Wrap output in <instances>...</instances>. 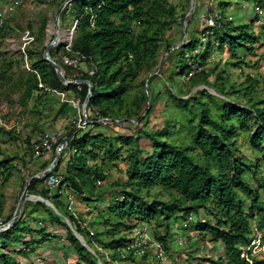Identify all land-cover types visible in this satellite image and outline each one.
<instances>
[{
	"label": "trees",
	"instance_id": "16d2710c",
	"mask_svg": "<svg viewBox=\"0 0 264 264\" xmlns=\"http://www.w3.org/2000/svg\"><path fill=\"white\" fill-rule=\"evenodd\" d=\"M253 1L264 8V0ZM60 3L61 1L56 4L57 7ZM225 4L220 2L218 5ZM220 13L222 27L214 29V35L197 60L205 67L216 46L220 51L225 48L229 51L230 66L239 69L244 66L256 68L257 64L246 60L247 54L257 57L259 48L264 47L261 35L254 28L255 21L242 20L234 24L231 18H227L222 11ZM67 14L74 17L73 22L77 21L72 51L86 58L90 57L91 60L83 61L89 67L91 62L97 67L95 75H89L87 71H76L78 74L71 78L89 80L92 83L93 92L87 106L110 116L123 111L129 117L127 119H133L139 124L142 119L148 120L160 102L163 106L159 113L163 116L162 127H138L137 134L135 131L132 134H118L113 130L108 135L86 132L71 140L70 145L76 147V153L65 163L62 171L59 172L63 157L53 169L54 173L59 172L61 183L69 182L78 192L85 193L84 197H78L80 201L93 200L91 193L97 187L95 181H102L105 174L102 166L90 164V161L97 159V152L102 150L103 158L113 163L119 158L122 149L127 147L126 179L113 192L111 202L105 209L98 210L90 223L81 218L77 199L76 211L81 222L86 221L89 228L102 225L103 229L96 228L90 236L89 231L63 206L57 192L48 196V189L44 185L45 177L31 180L29 192L50 200L61 214V210L65 214L59 216L51 208H46L49 209L48 219L34 217L33 220H48L49 227L56 224L65 229L66 240L73 247L75 255L73 264H97V259L102 264H107L105 255L96 246L108 252L112 264H142L146 263V256L138 258L131 251H126L124 258H121V249L126 247L136 227L142 223L150 225L153 221L155 228L152 235L167 249L170 242L169 226H166V232H161L165 221L172 218L175 221L178 218L187 219L189 214L197 216L205 209L212 216L213 222L196 220L192 226L199 232L201 241L209 236L210 242L222 244L223 260L219 259L215 263L264 264V259L248 263L240 258V247L248 243L252 234V221L264 228V177L261 174L264 171V99L249 97V103L244 106L227 101V95L238 90L231 85L232 90L227 91L225 78H221L219 74L212 83L209 82L210 74L204 70L187 80L190 89L204 85L187 97V93L181 88H177V93L166 84L164 96L159 92L151 93L150 83L159 78L157 75L149 77L147 82L145 79L136 83L143 71L153 72L158 64L162 43H165L168 52L167 59L170 58L175 65L176 76L184 77L190 70L191 66L184 55L192 53L200 41L189 38L188 43L179 47L185 49L179 60L171 57L176 49L170 52L174 43L167 41L166 33L174 23L182 22L184 16L177 17L176 7L169 0H73L61 11L60 23ZM92 16L93 27L90 22ZM1 23L6 25V21ZM46 23V18H43L34 39L40 46L27 51L31 64L30 70L22 72L23 93L30 97L38 91L46 92L45 88L66 90L78 96L82 103L87 94V86L80 84L65 87L54 68L43 59ZM64 53L66 51L62 44L50 50L51 58L63 68L64 76L70 79L71 67L65 66L61 61ZM34 54L38 57L35 58ZM169 76L172 78L173 74ZM255 83L256 78L247 75L244 96H249L254 91ZM136 84L141 87L146 85V91L132 92ZM207 86L217 90L225 99L216 103L214 98H220L208 93ZM170 101L172 104L169 109ZM69 109L72 111L71 107ZM251 120L258 123L254 132L250 129ZM238 137L247 141L255 152L257 157L254 160L240 154ZM9 161L8 158L0 160L2 173H7L4 181L10 178L12 166ZM156 187L167 190L169 199L153 198L148 201L143 197V193L148 196L149 191ZM29 198L37 200L38 196ZM33 205V211H37L39 205L45 207L39 202ZM29 206L30 203L25 202L16 224L0 233V264H20L17 256L26 254V250L15 247L39 244L52 238L53 235L47 232L46 227L35 229L26 224ZM133 217L136 220L130 222ZM64 218L84 237L97 256L78 241ZM121 227L129 234H121ZM25 233L30 236L36 234L40 239L28 242L25 240Z\"/></svg>",
	"mask_w": 264,
	"mask_h": 264
},
{
	"label": "rangeland",
	"instance_id": "374dc122",
	"mask_svg": "<svg viewBox=\"0 0 264 264\" xmlns=\"http://www.w3.org/2000/svg\"><path fill=\"white\" fill-rule=\"evenodd\" d=\"M60 1L61 3L63 2V0H0V8L4 7L8 3H12L14 6V12L3 19V22L6 21V25L4 26V23H0V160L8 158L10 160L9 165L12 166L9 171L10 178L8 181H4V176L7 173H2V170L0 169V224L6 223L11 218L17 201L22 193L25 180L33 174L42 172L47 167L46 164L49 165L56 154L57 146L52 149L49 156L47 155V159H34L30 149L33 132L36 130L46 131L56 134L59 138L68 137L72 132V134H77L75 129L71 128L67 123V116L71 113L68 105L60 102L59 98L54 93L47 91H38L30 97H27L23 93L24 84L21 82L24 78L22 72L25 70L27 71L25 58L28 66L31 64L30 60L27 58V51L35 46H40L34 39L43 18H46L47 20L46 39L44 43L46 44V42L49 41V37L53 36L52 21L54 13L58 8L56 4ZM169 2L176 7L177 17H185L189 10L190 0H169ZM220 2L226 3L225 6L218 5ZM209 6L217 9L218 11H222L227 18H231L234 24H238L242 20H256L253 11L255 2L253 0H195L194 14L193 17H191L192 20L190 25H187L188 29L186 36L188 38L193 40L199 39V14L201 15ZM73 18L74 17L72 15L67 14L65 20L61 23L59 22V26L62 29L59 32L60 38L65 35L66 30L71 28ZM28 24H31V26L29 27ZM182 26L183 21H177L173 24L172 29L166 33L167 41L174 43L173 46H176V51L171 53V57H175L176 60H179L181 53L185 50L184 48H179L185 41V34ZM254 28L260 29V25L255 24ZM27 36L33 37V40L29 43L25 39ZM213 50L214 51L209 58L208 64L203 69L210 74L208 78L209 82L212 83L219 74L221 78H225V89L227 91L232 90L231 85L238 90L237 92H231L228 94L226 97L227 99H225L221 97V94L217 92V90L207 86L208 93L220 98L217 99L213 97L216 99V103L219 104L221 99H225L233 103H238L240 106H244L249 103V97L253 96L257 100L264 99V72L259 71L258 65L254 69L246 66L241 69L238 67H232L229 64L231 61L230 53L226 48L223 51H220L216 48V46H214ZM166 53L165 43H162L158 56V64L153 68V72L143 71L137 78L136 83L145 79L147 81L149 77L153 76L151 74L157 71L160 60L163 59L160 70L156 74L159 78L152 80L150 83L151 93L159 92L161 93V96H164V87L166 84V86L172 87L177 93L179 92L177 88H181L184 93H187V97L193 94L196 89L204 87V85H200L196 88L194 87L190 89L189 81L185 80L183 77L175 75V65L172 64L173 61H171L170 58L167 59L168 54ZM257 54V57L247 54L246 60L251 63L258 64L259 57L264 54V47L259 48ZM34 55L35 58L38 57V55ZM89 68L90 67L86 62H82L81 70L79 71L86 72ZM69 73L70 79L78 74L76 71L71 69L69 70ZM170 74H173L172 78L169 76ZM247 75L254 76L256 78V83L254 84V91L251 92L249 96H244V89L247 86ZM163 78H165L167 82L164 81ZM138 90L146 91V85L145 87H141L136 84L132 92ZM70 95L78 98L75 94L70 93ZM171 104L172 101L169 102V109ZM156 107L157 110L153 111V114L148 118V120L142 119L137 128L134 127L132 130L124 133L132 134L135 131L134 133L137 134L138 131L136 130L138 127L148 129L155 126L161 128L163 116L159 113L162 112L163 106L160 102H158ZM111 115L124 119L129 118L123 111ZM20 116L23 118L21 125L18 124V118ZM257 126L258 123L254 120L250 121V129L252 132L255 131ZM95 132H102L108 135L113 131L104 127H98V130ZM237 141L239 142L238 148L240 149L241 155L251 160H254L257 157L247 141L245 142L239 137L237 138ZM97 154V159L90 161V164L102 166L105 178L102 180L101 184L97 185V187H95L92 191L91 195L93 200L80 201L78 199V211L82 215L81 218L87 222L89 221V223L94 220L98 210L106 208L113 198V192L118 189L119 185L126 179V174L119 169V166H127V147L122 149L119 158L113 163L107 162L103 158L102 150H99ZM68 159V157H64L62 163H65ZM64 163L62 165H65ZM261 174L264 177V171H262ZM29 194L38 195L35 192H29ZM143 197L148 201H151L153 198L168 200L170 195L167 190L156 187L149 191L148 196L146 193H143ZM30 199L31 200L26 202H29L31 207H34L33 204L35 202H39L32 198ZM39 203L44 204L42 202ZM63 206L65 207L64 203ZM37 207V211L34 212L35 214H33L31 219H27V221H32V226L35 225L36 228H38L37 222L41 219H37L38 221L35 222L33 220L34 217L38 218L42 215L43 218L48 219L49 216V209L46 210V208L49 207L46 205L45 207L42 205ZM61 212L64 216L65 212L63 210H61ZM28 215L29 214H27L26 217H28ZM196 217L198 218L197 220L200 221L210 220L213 222L212 216L205 209L201 210ZM135 220L136 217H133L130 219V222H134ZM183 221L184 220L181 218H178L176 221L172 218L170 221H165L164 226L161 228V232H166V226H169L170 236H168V240L170 242L166 249L167 257L170 258L174 264H201V260L196 257L192 258L194 257L192 255H199L204 252V242L210 243V245L206 243L207 246L209 245L210 247L215 244L220 245L221 243L210 242L209 236L205 238L204 242H202L203 240H200L199 236H186V238H184L187 242L191 241L194 237H197L199 240L198 249L193 250V254L189 253L185 258L182 256L176 257L177 251H182L184 246L178 247L177 245H174V240L178 237L186 235L187 233V228L182 227ZM43 222L46 223L45 227L47 229L51 228L48 226V220H44ZM193 224L194 223H191L189 225ZM178 226L180 228H178ZM149 227H151V230L155 228L153 221L150 222ZM56 228H58L59 234L57 236H52V238L39 244H31L30 246L18 245V247H15L16 249L20 248L23 250L24 248L26 250V254L24 253L17 256L20 264L38 262L40 258L43 259V256H46L48 253L49 255H54V257L58 260L55 264H73L75 255L73 247L66 240V231L61 225H58ZM96 228L103 229L104 226H91L90 229L95 231ZM47 232L51 234L50 231ZM120 232L121 234H129V232L125 231L123 227H121ZM39 239V236H33V234L28 236L27 233H25V240L28 242H31V240L37 242ZM172 241L173 243H171ZM173 247H177V249H173ZM186 248L191 249L192 247L188 244ZM223 255V253L219 254L218 260H223ZM122 264L127 263L123 262ZM221 264H225L224 261H221Z\"/></svg>",
	"mask_w": 264,
	"mask_h": 264
},
{
	"label": "built area",
	"instance_id": "2783aa9c",
	"mask_svg": "<svg viewBox=\"0 0 264 264\" xmlns=\"http://www.w3.org/2000/svg\"><path fill=\"white\" fill-rule=\"evenodd\" d=\"M253 11L256 19L255 24L260 25V29L256 28V32L261 35L262 42L264 43V8L258 3H255ZM13 12L14 6L12 3H8L4 7L0 8V23L6 16L11 15ZM93 20L94 16L90 18L92 27ZM220 20V11L211 6L206 8L201 15L199 14L200 27L198 31L200 32V43L195 47L192 53H185L184 55L186 62L191 66L189 72L183 77L185 80H188L191 76L204 69V66L199 63L197 58L203 52L207 42L214 35V29L216 27H222ZM76 25L77 21H74L71 28L66 30L65 35L60 38L57 45L62 44L66 51V53L61 55L62 63L65 66L71 67L74 71H79L81 70L82 62H84L83 60H91V58H86L72 51V34L75 32ZM184 38V44L190 41L186 35ZM25 39L29 43L33 40V37L27 36ZM25 63L27 70H30L26 58ZM257 65L259 71L264 72V54L259 57ZM87 73L89 75H95L97 73V67L93 62H91V67L87 70ZM40 86L42 87V84H40ZM45 90L54 93L59 98L60 102L72 108L71 113L67 116V123L71 128L75 129L77 134H72L70 137L59 138L54 133L40 130L34 131L30 145L32 157L34 159H46L52 149L61 142H63L61 156L63 158L68 157L70 159L76 153V147L74 145H70V142L74 137L81 136L86 132H95L98 130V127H104L118 133H124L132 130L138 124V122L133 119H124L103 114L96 108H89L87 106L86 109H83V102L81 103L79 98L72 97L66 90H50L48 88H45ZM22 122L23 118L20 116L18 118V124L21 125ZM63 167L64 165H62L59 172L62 171ZM119 169L126 174V166H119ZM59 172L54 173L52 170L45 176L44 185L48 189V196L51 197L55 192H57L60 195L59 199L65 204V208L73 215L82 227L89 231L90 236L93 235V231L89 228L88 223L86 221L81 222V218L76 211L77 199L78 197H84L85 193L78 192V190L69 182L61 183ZM101 182L102 181L99 179L95 181L96 185H100ZM57 188L59 189L57 190ZM183 220L182 227H186L195 222L197 217L194 214H189L187 219ZM37 226L38 228H42L46 226V223L40 220L37 222ZM149 226L150 225L147 223H142L132 231L129 238L130 240L127 242L126 247L121 249L123 252H121V258H124V253L126 251H131L138 258L146 256V262H149V264H174L171 259L167 257V250L165 249L164 244L153 237L152 230L150 229L151 227ZM251 232L252 234L248 243L240 247V258L244 259L248 263H252L256 259H264V228H260L255 221H252ZM174 245H177L178 247H185L187 245V240L182 236L178 237L174 240ZM96 249L105 255L107 264H112L108 252L103 251L98 246H96ZM175 249H177V247H175ZM28 264L33 263L29 262Z\"/></svg>",
	"mask_w": 264,
	"mask_h": 264
},
{
	"label": "water",
	"instance_id": "95a60500",
	"mask_svg": "<svg viewBox=\"0 0 264 264\" xmlns=\"http://www.w3.org/2000/svg\"><path fill=\"white\" fill-rule=\"evenodd\" d=\"M72 1L73 0H63V2L58 6L57 10L54 13L53 21H52L53 36L52 37H49V41L46 42V46H45L44 51H43V59L46 62H48L54 68V71H55L58 79L60 80V82L65 87H68L69 85H77V84H85L87 86V88H88L87 94H86V97H85V99H84V101L82 103L83 109H86L87 104H88V102L90 100V97L92 95V92H93L92 83L89 80H84V79H68V78H66L64 76V71H63L62 67L59 64H57L51 58V56H50V50L53 47H55L59 43V41H60L59 31L62 30L60 28V26H59V16H60V13ZM194 8H195V0H190L189 10H188L187 14L184 17L183 26H182V29H183V32H184L185 35L187 34V25H188L189 21L191 20V17H192L193 12H194ZM74 33L75 32H73V34H72V39L74 37ZM175 48H176V46H172L170 48V51L174 50ZM166 54H168V52ZM162 62H163V59L160 60L159 68L157 69V71L154 72L151 75H154V74L156 75L157 74V72L160 70V67L162 65ZM62 147H63V142H61V143H59L57 145L56 154H55L54 158L52 159V161L50 162V164L42 172L33 174V175L29 176L25 180V184H24L22 193H21V195L19 197V200L17 201L16 207L14 209V212H13L11 218L6 223L0 224V233L9 230L11 227H13L16 224V222L18 221L19 216L21 214V211H22V208L24 206V203L26 201H28V200H31L29 198V196H39L41 199H37L35 201H39V202L44 203L46 206H48L49 208H51L52 211L55 214H57L59 216H62V214L58 211V209L54 206V204L50 200H48L46 198H43L40 195H30L29 194L30 181L33 180V179H42V178H44L49 172H51L55 168V166L59 162L60 158L62 157L61 156V154H62ZM64 221L67 224L68 228L73 233V235L78 239V241L90 253H92L94 256H97L96 253H95V251H94V249L91 248L87 244V242L84 239V237L73 228V226L71 225L70 221L67 218H64ZM97 264H101V260L100 259H97Z\"/></svg>",
	"mask_w": 264,
	"mask_h": 264
},
{
	"label": "crops",
	"instance_id": "0c3cea01",
	"mask_svg": "<svg viewBox=\"0 0 264 264\" xmlns=\"http://www.w3.org/2000/svg\"><path fill=\"white\" fill-rule=\"evenodd\" d=\"M48 156H49V154H48ZM47 157H46V159H47ZM43 161H45V160H43ZM27 209L28 210L26 211V213L29 214V215H28V217L25 218L26 224H29V225H31V227L36 228L35 225L32 226V224H33L32 221H27V219L28 220L31 219L33 214H35L34 213L35 211H33V206L32 207L30 206ZM40 217H42V215ZM56 227H58V225L54 224V225L51 226V228L48 229V231H50L51 235H53V236L59 235L58 234V228H56ZM178 228H180V227L178 226ZM186 228H187L186 229L187 233H186V235H183L182 237L186 238V236H199V232L195 230L194 226L188 225V226H186ZM28 236H30V235H28ZM35 236H37V235L35 234ZM198 241L199 240L197 239V237H194L191 241L187 242V245L190 244V246L192 248L191 249L186 248V246H187L186 245L183 248L182 251H177L176 250L177 251V256L176 257H181L182 256V257L185 258L186 255H188L189 253L193 254V250L198 249V244H199ZM202 242H204V241H202ZM206 243L207 242H204V245H205L204 252L199 254V255H196V254L194 255L193 254L192 256H194V257H192V258H195V257L199 258L201 260V264H221V263H215V262L218 260L219 254L223 253L222 244H220V245L215 244V245H212V247H210L209 246L210 243H207V244H209L208 246H207ZM173 249H175V247H173ZM185 249H186L187 252L185 251ZM56 261H58V260L54 257V255H49V253H48V254H46V256L45 255L43 256V259L40 258L38 262H35L33 264H55ZM69 263H71V262H69ZM142 264H149V262L142 263ZM180 264H183V263H180Z\"/></svg>",
	"mask_w": 264,
	"mask_h": 264
},
{
	"label": "bare ground",
	"instance_id": "6f19581e",
	"mask_svg": "<svg viewBox=\"0 0 264 264\" xmlns=\"http://www.w3.org/2000/svg\"><path fill=\"white\" fill-rule=\"evenodd\" d=\"M60 32V31H59ZM59 37H60V35H59ZM30 197V196H29ZM39 199H41L40 197H38Z\"/></svg>",
	"mask_w": 264,
	"mask_h": 264
}]
</instances>
